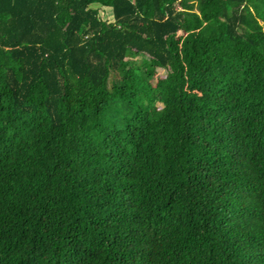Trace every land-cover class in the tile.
Segmentation results:
<instances>
[{
	"label": "trees",
	"instance_id": "trees-1",
	"mask_svg": "<svg viewBox=\"0 0 264 264\" xmlns=\"http://www.w3.org/2000/svg\"><path fill=\"white\" fill-rule=\"evenodd\" d=\"M0 264H264V0H0Z\"/></svg>",
	"mask_w": 264,
	"mask_h": 264
},
{
	"label": "rangeland",
	"instance_id": "rangeland-1",
	"mask_svg": "<svg viewBox=\"0 0 264 264\" xmlns=\"http://www.w3.org/2000/svg\"><path fill=\"white\" fill-rule=\"evenodd\" d=\"M101 9V7H98V9ZM102 14H103V17L105 20H108L109 22H112L114 20V15L112 17V15L109 16L110 13V10L109 11H102ZM138 61H141V57L137 59ZM167 72H164L163 70H160V74L163 76V75H166Z\"/></svg>",
	"mask_w": 264,
	"mask_h": 264
}]
</instances>
